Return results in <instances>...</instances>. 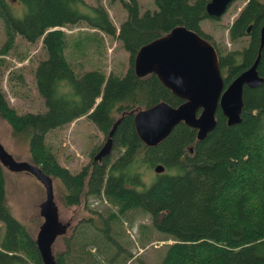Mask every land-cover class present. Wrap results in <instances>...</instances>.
Returning <instances> with one entry per match:
<instances>
[{"label":"trees","instance_id":"16d2710c","mask_svg":"<svg viewBox=\"0 0 264 264\" xmlns=\"http://www.w3.org/2000/svg\"><path fill=\"white\" fill-rule=\"evenodd\" d=\"M120 1L126 15L117 25L101 0H0L5 31L0 54L14 46L17 34L40 42L43 53L33 79L45 106L42 111L18 112L0 87V117L29 142L28 165L64 184L65 204H78L89 195L104 202L99 211L104 217L97 218L100 227L94 225L95 218H83L71 237L65 236L67 246L55 252L8 209L0 160V258L13 253L25 256L30 264H127L133 253L124 227L131 226L132 215L147 214L151 230L161 235L157 239L165 246L158 264H264V47L257 64L263 81L244 86L237 123L228 124L218 107L217 123L203 139L196 140V129L181 121L161 142L148 146L136 132L134 112H129L159 100L172 105L182 101L155 73L135 74L133 59L142 44L175 25L193 29L216 47L227 85L257 56L264 0H245L228 34L232 40L248 36V42L226 51L201 27L202 20L218 18L207 13L208 0H154L156 7L144 10L138 0ZM15 2L23 5L21 16ZM74 24L119 40L128 52L125 70L75 66L80 58L66 52L70 36L59 27ZM123 111L111 136L110 153L94 158L102 142L77 171L63 165L45 141L48 130L82 115L106 138ZM156 163L164 170L146 181L142 167L153 169ZM22 165L20 170L33 173ZM140 230L148 232V223H140Z\"/></svg>","mask_w":264,"mask_h":264},{"label":"rangeland","instance_id":"374dc122","mask_svg":"<svg viewBox=\"0 0 264 264\" xmlns=\"http://www.w3.org/2000/svg\"><path fill=\"white\" fill-rule=\"evenodd\" d=\"M95 3L96 0H86ZM140 10L155 8L154 0H138ZM108 8L113 21L118 25L119 21L125 17L126 10L120 0H101ZM245 3V0H233L226 11L215 19H204L201 21L202 29L208 33L212 40L222 50L240 48L248 42V36H242L232 40L228 34V26L233 18ZM15 12L21 16L23 5L21 2L14 3ZM63 29L70 36V44L67 53L80 58L75 66L84 68L102 65L105 70L112 69L117 73L123 72L128 64V52L121 46L119 40L113 36L100 32H92L83 24L65 25ZM101 37V38H98ZM5 38V31L0 17V46ZM73 44H76L74 46ZM40 42L32 43L23 36L17 34L14 46L0 54V87L6 94L9 103L18 111H42L45 110L44 100L39 94L33 79V68L43 51L39 48ZM22 74L23 78L18 74ZM105 134L85 115L74 119L71 122L48 130L45 133V141L56 153L59 161L67 166L71 171H77L80 167L88 163L93 150L105 141ZM0 143L4 149L15 160L31 162L26 138L15 134L10 124L0 117ZM116 150L113 149L112 152ZM5 174V203L10 212L25 224L29 232L36 238L43 236V214L40 204L46 199L48 189L41 179L34 173L23 170H15L3 163ZM143 177L146 181L151 180L155 174L153 169L142 167ZM51 195L57 208L58 218L68 223L66 230L55 235L51 247L56 252L67 246L66 237H71L73 231L78 228L83 218L93 217L94 225L99 226L97 218L101 215L104 202L98 197L89 195L78 204L67 205L64 203L65 186L60 179L53 177ZM86 203H89L88 206ZM101 204V205H100ZM91 207L94 210H90ZM131 226L125 225V238L130 241L128 247L132 251V258L127 264H158L159 258L164 254L165 246H160L163 241L157 238L161 236L149 224L147 214H134ZM122 218V217H121ZM120 223V219L118 224ZM140 223H148V232L140 230ZM3 230V223L0 220V232ZM128 234V235H127ZM141 237H143L142 241ZM123 241V238H122ZM170 241V240H169ZM128 244L129 241H126ZM159 245V246H157ZM127 249L124 252L129 253ZM124 255L121 256V258ZM121 260V259H120ZM119 260V261H120ZM0 264H30L25 256L20 254L7 253L0 258Z\"/></svg>","mask_w":264,"mask_h":264},{"label":"water","instance_id":"95a60500","mask_svg":"<svg viewBox=\"0 0 264 264\" xmlns=\"http://www.w3.org/2000/svg\"><path fill=\"white\" fill-rule=\"evenodd\" d=\"M233 0H208L206 11L212 17L221 16ZM250 29V26L247 28ZM259 46L253 63L237 74L227 85L219 65L218 52L214 44L197 31L184 25H175L166 33L142 44L133 59L137 76L155 73L159 80L182 99L177 105L159 100L150 106L133 109V120L137 134L145 145L155 146L161 142L177 125L183 121L196 129V140L203 139L216 123L218 107L226 116L228 124L240 121L243 107L244 86L254 87L262 83L257 64L264 47V23L260 27ZM125 114L123 111L113 122L105 141L95 153L100 159L110 153L112 134ZM0 160L10 168L20 170L25 163L46 185V199L40 204L44 216L43 236L50 246L55 235L63 233L68 223L58 218L57 208L52 200V179L29 166V162L15 160L0 143ZM164 165L156 163L155 172L164 170ZM51 208L52 214H45ZM54 222V227L47 223ZM50 248V247H49ZM48 248V249H49ZM51 252V249H49Z\"/></svg>","mask_w":264,"mask_h":264},{"label":"flooded vegetation","instance_id":"af4514ba","mask_svg":"<svg viewBox=\"0 0 264 264\" xmlns=\"http://www.w3.org/2000/svg\"><path fill=\"white\" fill-rule=\"evenodd\" d=\"M45 214H52L51 208H48V210H47V212ZM43 219H44V216H43ZM46 221L48 223V220H46ZM48 224H49V226H51V227H53L55 229L54 222L51 221Z\"/></svg>","mask_w":264,"mask_h":264},{"label":"built area","instance_id":"2783aa9c","mask_svg":"<svg viewBox=\"0 0 264 264\" xmlns=\"http://www.w3.org/2000/svg\"><path fill=\"white\" fill-rule=\"evenodd\" d=\"M60 28L64 29L65 27L64 26H59Z\"/></svg>","mask_w":264,"mask_h":264}]
</instances>
